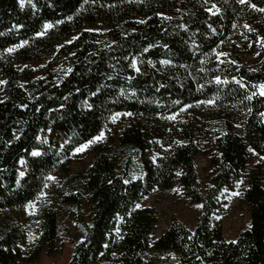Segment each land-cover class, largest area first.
<instances>
[{"label":"trees","instance_id":"16d2710c","mask_svg":"<svg viewBox=\"0 0 264 264\" xmlns=\"http://www.w3.org/2000/svg\"><path fill=\"white\" fill-rule=\"evenodd\" d=\"M45 22L52 27L43 30ZM0 33V211L33 203L25 226L0 234V264L55 253L56 203L82 221L68 264H104L119 253L133 264H264V13L237 0H0ZM254 52L255 65L244 63ZM115 112L131 115L112 123ZM101 130L85 171L70 172L74 148ZM198 155L210 167L204 184ZM174 189L202 213L193 230L172 222L154 236L157 212L146 200ZM234 192L250 224L236 243L224 240L219 219Z\"/></svg>","mask_w":264,"mask_h":264},{"label":"rangeland","instance_id":"374dc122","mask_svg":"<svg viewBox=\"0 0 264 264\" xmlns=\"http://www.w3.org/2000/svg\"><path fill=\"white\" fill-rule=\"evenodd\" d=\"M25 1V0H24ZM247 56L243 62L249 65H255L254 58ZM47 59L34 63L32 66L37 71L42 69L47 63ZM90 145L82 152H73L72 160L68 166L70 172L80 174L85 171L91 162L93 155L90 152ZM194 164L199 179L204 184L207 182V176L210 167L207 159L203 155H198ZM231 195L222 206L223 213L220 216V223L223 229V238L228 242L236 241L238 235L249 227V209L242 202V194ZM146 205H150L157 212L158 221L153 232L154 236H158L172 222L182 224L189 230L195 228V224L200 217L202 210L197 209L195 204H190L182 198L178 191L156 192L148 197ZM54 210L57 215V240L56 251L54 254H47L43 251L39 258L31 264H68L73 251L74 243L81 239L83 229L81 222L78 221L75 214V207L66 206L65 204L56 203ZM80 212L83 220L86 218V209L81 207ZM31 214V209L26 211L10 209L0 211V234L14 224L25 226L27 215ZM33 235L34 232H31ZM134 258L132 254L119 253L114 255L111 260L104 264H133ZM216 264H225L223 262Z\"/></svg>","mask_w":264,"mask_h":264},{"label":"snow or ice","instance_id":"6c2138e0","mask_svg":"<svg viewBox=\"0 0 264 264\" xmlns=\"http://www.w3.org/2000/svg\"><path fill=\"white\" fill-rule=\"evenodd\" d=\"M17 2L20 4L21 7L24 6V0H17ZM84 2L86 3L87 0H84ZM237 3L242 4V5H243V4H247V6H248L249 8H252V9H254L255 11H258V12L264 13V7H262V8H257V6H256L255 4L249 2V0H237ZM33 7H34V6H33ZM215 7H216L215 5L212 6V8H215ZM205 10H206V11H211V9H205ZM217 11H218V9H217ZM213 15H215V12H213ZM165 18L167 19V17H165ZM68 19H71V17H68ZM139 22H140V23H143L142 20L139 21ZM15 27L18 28V27H20V26H19V25H16ZM51 27H52L51 24L45 22V23L43 24V26H42V29H43V30H47V29H49V28H51ZM245 27H248V26L245 25ZM85 30H86V31H94V29H85ZM0 35H3V33H0ZM35 35H36L37 37H39V36L43 35V31H37V32L35 33ZM258 39H260V38H258ZM27 43H28V41H23V42H21L20 44H16V45H14V46H12V47H8V48L5 49V52H7V53H12V52H14L16 49H18V48H20V47H23V46H24L25 44H27ZM261 43H262V46H264V40H261ZM165 47H166V46H165ZM144 51L147 52V51H148V48H145ZM219 55H223V53H220ZM219 55L217 56V59H219ZM125 59H127V57H125ZM159 63H160L161 65H166V64H169L170 62H169L168 60H161ZM148 64H149V66H151L152 62L149 61ZM130 66H131L135 71H137V72L140 71L139 68H137V60H136L135 58L132 59V61H131V65H130ZM181 67H183V66H181ZM71 71H72L71 68H68V69H67V72H71ZM67 72H65L64 74L67 75ZM215 82H216L217 84H220V83H226V81H222L219 77H215ZM5 83H6V81H4V80H0V85H3V84H5ZM161 87H163V85H161ZM241 87H243V85H241ZM158 90H159V89H158ZM92 95H96V93L93 92ZM133 95H135V93H133ZM255 95H256V93L254 92V93H252L251 96H247L246 99L251 100V99L253 98V96H255ZM259 95L262 96V97H264V84H261V85L259 86ZM0 103H2V101H0ZM174 103H177V104H178L179 101H175ZM205 103H211V101H205ZM85 105H86L87 107L91 108V105H88V104H87V101H85ZM19 107H26V106H25V105H19ZM185 107H188V106L186 105ZM180 111L183 112V111H184V107H182V108L180 109ZM249 111H251V109H250ZM121 115H124V116H130L131 113H123V114H121V113H119V112L112 113V115H111V117H110L111 122H112V123H115V122H116V119L119 118ZM259 116L262 118V119H261V123H264V112H260V113H259ZM162 118H163V117H162ZM167 119H169V120H173V119H175V117H174V116H169V117H167ZM235 127H236V128H239L240 125L237 124V125H235ZM103 136H104V131L101 130L100 133H99L98 135L93 136L91 139L87 140L86 142H84V143H80L78 146H76V147L74 148V152H77V153H78V152H82V151H84V150H85L90 144H92V143H94V142H98V141H100V140L103 138ZM14 138H15V137H14ZM36 139H37V140H41V137L38 135V136L36 137ZM41 142H42V143H47V140L45 139V140H42ZM156 143H159V141H156ZM174 143H176V144H180V141L177 140V141H174ZM68 144H69V140H64L63 143L61 144V147L63 148L65 145H68ZM248 151H249L250 153H252L253 155H256V153L254 152V150H253L251 147L248 148ZM30 155L33 156V157H39V156L41 155V153H40L39 151H35V150H34V151H32V152L30 153ZM260 160H261V161H264V156H261V157H260ZM153 162H154V161H153ZM20 163H23V160H21ZM24 175H25V173H24L23 171H20L19 174H18L19 177H23ZM176 175L179 176L180 173L177 172ZM44 179L47 180V181H53V180H55V177L52 176V175H47V176L44 177ZM109 183H111V181H109ZM124 183H128V181L125 180ZM242 183H243V181H237V182H236V187L239 188V187H240V184H242ZM48 187H49L48 184H44V188H48ZM210 187H211V185H210ZM153 191H155V189H153ZM173 191H178V189H174ZM44 195H46V193H45L43 190H41V191L39 192V196H44ZM233 195H238V193H235V192H234ZM140 207H141V205L138 204V203L135 205V208H137V209L140 208ZM195 207H196L197 209H199V208L202 207V205H201V204H196ZM25 209H26V210H27V209H33V203H32V202H29L28 204H26V205H25ZM89 227H91V225H89ZM32 239H33V236H32L31 233H29V240H32ZM232 243H236V242H235V241H232Z\"/></svg>","mask_w":264,"mask_h":264}]
</instances>
